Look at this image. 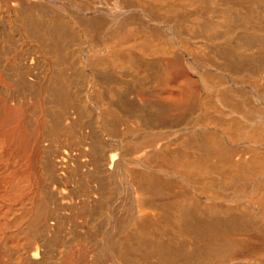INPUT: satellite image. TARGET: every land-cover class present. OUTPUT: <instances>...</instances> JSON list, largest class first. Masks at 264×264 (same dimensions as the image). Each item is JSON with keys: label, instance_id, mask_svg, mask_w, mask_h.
Instances as JSON below:
<instances>
[{"label": "bare ground", "instance_id": "6f19581e", "mask_svg": "<svg viewBox=\"0 0 264 264\" xmlns=\"http://www.w3.org/2000/svg\"><path fill=\"white\" fill-rule=\"evenodd\" d=\"M0 264H264V0H0Z\"/></svg>", "mask_w": 264, "mask_h": 264}]
</instances>
